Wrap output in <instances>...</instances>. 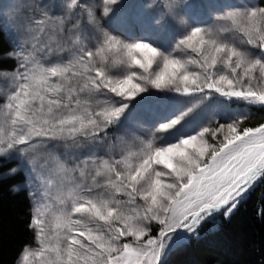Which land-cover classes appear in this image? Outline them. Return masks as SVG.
<instances>
[{
  "label": "snow or ice",
  "instance_id": "obj_1",
  "mask_svg": "<svg viewBox=\"0 0 264 264\" xmlns=\"http://www.w3.org/2000/svg\"><path fill=\"white\" fill-rule=\"evenodd\" d=\"M119 2L31 0L20 8L25 19L11 26L0 11V32L11 46L4 58L16 61L13 72L0 71L11 82L0 106V167L19 163L0 180L25 172L33 204L28 228L41 246L24 249L25 264L40 254L42 264H163L178 233L194 235L215 213L230 216L264 179V123L239 127L250 113L166 146L148 143L139 153L125 155L123 140L119 155L108 145L109 130H119L133 99L150 89L162 99L218 94L264 108V6L223 4L209 20L178 29L174 47L164 51L104 31L101 20ZM161 7L180 19L179 5ZM112 50L125 54V72L102 55ZM189 112L161 122L156 132L173 130ZM225 127L217 144L205 138ZM50 198L61 205L54 238L45 220Z\"/></svg>",
  "mask_w": 264,
  "mask_h": 264
},
{
  "label": "rangeland",
  "instance_id": "obj_2",
  "mask_svg": "<svg viewBox=\"0 0 264 264\" xmlns=\"http://www.w3.org/2000/svg\"><path fill=\"white\" fill-rule=\"evenodd\" d=\"M29 2L31 0H0V5H6L0 11H3L4 15L7 16V24L9 26L13 24L19 25L25 19V17L20 15V8ZM45 2L59 5L61 0H45ZM86 2L92 4L97 3L98 0H86ZM240 2L241 0H120L114 6V13L101 20V26L104 31L125 43H150L153 47H158L159 50L168 51L174 47L173 37L178 29L187 27L190 30L191 26H196L203 21L209 20L223 4H236ZM249 2L256 7L264 6L261 2L259 3V0H249ZM149 3L153 7L145 6ZM169 4L179 5L177 12L179 13L180 19L172 15H167L166 8L161 7ZM53 14H59V7L53 9ZM97 15H100V10L97 11ZM121 19L126 24L127 31L125 32L118 31L114 26L116 21L119 22ZM181 20L186 23H181ZM3 33L10 45L7 32L5 31ZM91 46L95 48L94 43ZM102 55L107 57L113 70L121 73L127 70L126 66L120 63L124 58V53L112 50L102 53ZM96 59L99 61L100 57ZM14 62L16 65L15 60ZM136 71L142 70L136 69ZM10 86V80L0 75V106L5 102L6 94ZM164 95L160 90L150 89L148 93H141L133 99L131 107L126 112L119 130H114L111 135V140L108 141L109 146H117L115 148L117 155L120 154L121 140L124 141L123 147L125 149V155L128 152L139 153L145 149L148 143L154 146H166L168 143L182 138L185 134L195 135L205 127L215 131L222 125L226 126L233 120L238 119L240 114L250 113L248 108L229 107L214 95L183 97L177 93H168V99H162L161 97ZM188 109H191V112L181 121L180 125L175 126L173 130H169L167 133L156 132L161 122H164L166 119L176 118L181 113L187 112ZM3 119V112L0 111V122ZM226 133L227 128L225 127L223 133H217L216 138H213L211 134H206L205 138L210 144H217V141L223 140V136ZM107 150V147H105L100 154L104 155ZM11 162L14 163V167H19L18 161L14 160ZM19 172L24 176L23 187L28 191V188L25 187L27 183L26 174L23 170ZM17 189H20V187H17ZM56 194V188L54 187L52 196L55 197ZM48 202L51 208L46 210V227L48 228L49 234L53 235L54 238L51 225L61 205L54 198H50ZM215 214L202 222L211 219ZM178 235L184 236V232H180ZM179 239L180 236H177L176 241L172 243L171 247ZM40 247L36 238L35 247L30 250L36 252ZM43 255H29L26 264H42ZM23 256L24 252L17 264H25Z\"/></svg>",
  "mask_w": 264,
  "mask_h": 264
},
{
  "label": "trees",
  "instance_id": "obj_3",
  "mask_svg": "<svg viewBox=\"0 0 264 264\" xmlns=\"http://www.w3.org/2000/svg\"><path fill=\"white\" fill-rule=\"evenodd\" d=\"M114 26L118 31H127L122 19ZM10 50L6 36L0 32V71L11 72L16 67L14 60L4 58V53ZM214 96L229 107L250 110V115L239 125L241 129L264 123V108L230 103L218 94ZM113 131L109 130L110 136ZM14 166L9 162L0 167V173ZM23 183L21 172L0 180V264H17L26 247H35V232L28 228L32 202ZM14 187L20 189L12 191ZM152 232L155 235L158 227ZM177 236L180 239L163 257V264H264V179L255 182L230 216L216 213L202 222L194 235Z\"/></svg>",
  "mask_w": 264,
  "mask_h": 264
}]
</instances>
